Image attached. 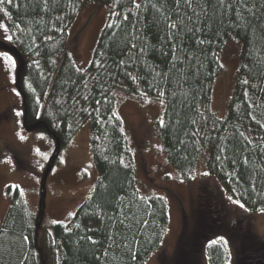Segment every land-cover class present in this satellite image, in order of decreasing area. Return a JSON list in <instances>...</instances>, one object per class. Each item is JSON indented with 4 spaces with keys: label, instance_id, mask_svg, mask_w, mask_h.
Instances as JSON below:
<instances>
[{
    "label": "trees",
    "instance_id": "trees-1",
    "mask_svg": "<svg viewBox=\"0 0 264 264\" xmlns=\"http://www.w3.org/2000/svg\"><path fill=\"white\" fill-rule=\"evenodd\" d=\"M97 1L105 21L80 67L67 49L69 29L84 3ZM0 11L20 60L21 126L63 149L88 123L96 170L68 221L49 225L40 226L18 186L6 185L0 264H145L161 250L168 205L136 186L116 111L123 99L163 107L155 134L182 182L204 156L234 200L264 212V0H0ZM229 40L240 43L239 64L219 118L211 94ZM237 236L238 258L264 264V240ZM205 255L207 264H228L220 241Z\"/></svg>",
    "mask_w": 264,
    "mask_h": 264
},
{
    "label": "rangeland",
    "instance_id": "rangeland-1",
    "mask_svg": "<svg viewBox=\"0 0 264 264\" xmlns=\"http://www.w3.org/2000/svg\"><path fill=\"white\" fill-rule=\"evenodd\" d=\"M105 17L100 1L84 3L70 27L67 49L80 67L89 63ZM239 52L240 43L229 40L219 55L222 69L210 102L211 111L219 118L233 88ZM19 66L0 11V220L8 206L5 187L12 184L22 190L40 226L66 222L87 197L96 177L89 151V124L82 125L63 149L45 133L25 130L21 126L22 98L16 87ZM162 109L154 101L142 104L123 99L116 110L132 152L138 190L161 196L168 205L169 224L162 248L145 264H207L205 246L213 241L222 242L227 249L228 264H246L245 255L241 260L237 256L233 235L251 234L264 240V212L249 211L234 200L208 173L204 156L190 181L180 180L166 163L155 134Z\"/></svg>",
    "mask_w": 264,
    "mask_h": 264
}]
</instances>
